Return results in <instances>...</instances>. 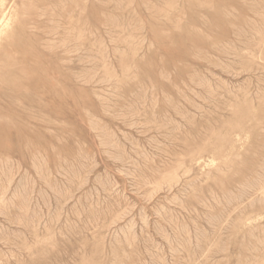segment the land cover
<instances>
[{"label": "rangeland", "instance_id": "374dc122", "mask_svg": "<svg viewBox=\"0 0 264 264\" xmlns=\"http://www.w3.org/2000/svg\"><path fill=\"white\" fill-rule=\"evenodd\" d=\"M3 3L0 264H264V0Z\"/></svg>", "mask_w": 264, "mask_h": 264}, {"label": "bare ground", "instance_id": "6f19581e", "mask_svg": "<svg viewBox=\"0 0 264 264\" xmlns=\"http://www.w3.org/2000/svg\"><path fill=\"white\" fill-rule=\"evenodd\" d=\"M62 1H64V0H62ZM48 2H50V1H48ZM68 2V1H67ZM58 3V2H57ZM55 5V4H54ZM56 6V5H55ZM54 6V7H55ZM53 7V6H52ZM56 8V7H55ZM59 8H61V6L59 7ZM50 9V8H49ZM57 9V8H56ZM55 9V10H56ZM62 9V8H61ZM60 9V10H61ZM52 13V12H51ZM72 15V14H71ZM62 18V17H61ZM75 18V17H74ZM54 19V18H53ZM8 21H9V17H8V9L7 8H5L4 7V3H3V0H0V31H1V29H3V28H5V27H7L8 26ZM58 21V20H57ZM67 26V25H66ZM64 28H66V27H64ZM86 28V27H85ZM7 29H10L9 27L7 28ZM61 29V28H60ZM56 30H57V28H56ZM4 31H7L6 29L4 30ZM63 31V30H62ZM61 31V32H62ZM79 31H81V29L79 30ZM67 32V31H66ZM76 32V31H75ZM1 33V32H0ZM4 33H6L5 35H7V32H4ZM8 33H10V31L8 32ZM69 33V32H68ZM58 34V33H57ZM10 35V34H9ZM67 36V35H66ZM87 36H88V34H87ZM13 39V38H12ZM73 39H75V38H73ZM80 39V38H79ZM22 40V39H21ZM77 40V39H76ZM87 40H88V37H87ZM16 41H18V40H16ZM75 42H77V41H75ZM80 42V41H79ZM77 44V43H76ZM80 44H82V43H80ZM20 46V45H19ZM87 46L88 47H90L89 45H88V43H87ZM80 48H82L81 46H80ZM87 50H88V48H86ZM10 70V69H9ZM86 70V69H85ZM8 71V70H7ZM10 71H8V73H9ZM81 72V71H80ZM8 73H6V71L4 72V74H8ZM11 74H12V71H11ZM73 74V73H72ZM78 75V74H77ZM83 75V74H82ZM85 75V74H84ZM4 76H6V75H4ZM74 76V75H73ZM78 77V76H77ZM85 77V76H84ZM6 78H7V76H6ZM10 78V77H9ZM8 78V79H9ZM6 81V80H5ZM36 81V80H35ZM2 86V85H1ZM72 86H73V84H72ZM5 87V86H4ZM4 87L2 88V90L4 89ZM6 89V88H5ZM15 91V90H14ZM7 92L9 93V91H8V89H7ZM11 93V92H10ZM13 93V92H12ZM7 94V93H6ZM29 97V96H28ZM6 98V97H5ZM17 98V97H16ZM18 101V100H17ZM19 102V101H18ZM33 121V120H32ZM44 123H46V122H44ZM238 126V125H237ZM239 127V126H238ZM220 130V129H219ZM229 132V131H228ZM232 132V131H231ZM219 135H220V133H219ZM217 136V135H216ZM220 136H222V133H221V135ZM218 137V136H217ZM223 137H225L224 136V133H223ZM216 138V137H215ZM217 139V138H216ZM215 139V140H216ZM223 138H221V140H222ZM225 139V138H224ZM214 140V141H215ZM225 141H226V139H225ZM221 142V141H220ZM215 144H216V142H215ZM222 145V144H221ZM216 146V145H215ZM214 146V147H215ZM224 147V146H223ZM205 148H207L206 146H205ZM204 148V149H205ZM220 148H222V147H220ZM216 150H217V148H216ZM220 150V149H219ZM213 151V150H212ZM216 153V152H215ZM90 262V261H89Z\"/></svg>", "mask_w": 264, "mask_h": 264}]
</instances>
